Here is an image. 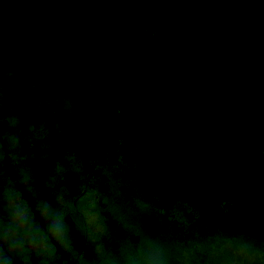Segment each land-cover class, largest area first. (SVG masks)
Masks as SVG:
<instances>
[{"label":"flooded vegetation","instance_id":"1","mask_svg":"<svg viewBox=\"0 0 264 264\" xmlns=\"http://www.w3.org/2000/svg\"><path fill=\"white\" fill-rule=\"evenodd\" d=\"M170 1L173 5L147 0L149 4L140 8L141 15L157 8L173 18L164 25L166 34L156 33L148 66L140 68L137 80L119 83L118 89L109 79L106 106H91L85 115H77L71 133L61 132L58 140L44 137L54 151L65 143L79 146L78 152H57L59 162L49 169L56 177L40 184L54 198L65 200L70 244H56L44 256L32 252L27 264H101L107 249L115 253L108 264H127L146 237L163 250L158 218L150 208L177 199L198 214L189 239L203 240V235L221 244L220 218L213 227L198 205L204 204L210 213L226 212L213 202V189L230 194L229 214L242 206L234 236L248 246L255 244L238 235L247 229L255 234L250 222L258 224L263 211L260 205L252 209L238 191L246 187L251 199L264 195L259 180L264 149V0ZM94 34L106 44L96 30ZM91 195L97 198L94 211L106 229L123 237L122 246L110 242L106 232L101 250H91L85 211ZM188 218L195 219L192 214ZM131 226L133 230L126 229Z\"/></svg>","mask_w":264,"mask_h":264},{"label":"rangeland","instance_id":"2","mask_svg":"<svg viewBox=\"0 0 264 264\" xmlns=\"http://www.w3.org/2000/svg\"><path fill=\"white\" fill-rule=\"evenodd\" d=\"M166 2L173 5L170 0ZM148 4L147 0H74V17L96 30L106 43L90 65L97 70H103L118 89L119 83L137 80L140 68L148 66L153 52L150 46L156 33L161 31L166 34L168 28L165 31L164 25L168 26L172 21V14H162L157 8H153L150 15H141L140 8ZM59 5L60 0H0L4 22L9 25L15 19L22 21L24 41L29 45L30 56L43 59L40 65L33 66L29 77H18L5 62L4 55L9 43L6 34L0 33V103H15L10 105L17 108L21 115L20 124L0 121V181L7 175L6 171L10 174L15 170L17 176L11 181H16V186L21 187L18 182L19 174L30 172L33 188L51 202L56 198L42 190L40 184L56 177L55 172L49 169L57 166L59 162L57 152H78L79 146L65 143L57 145L54 151L50 143L43 140L23 146L22 132L26 128L45 124L44 115H60L65 110L72 113L71 106L75 97H72L70 85L65 84V72L83 60L86 48L82 37L75 36L71 45L68 44L66 33L55 28V22L62 18L57 9ZM177 9L181 11L179 4ZM161 17L166 20L159 22ZM36 79L45 81V84H36ZM75 84L78 87L85 86V82L78 77ZM124 100L125 96H121V101ZM33 103L42 106H31ZM97 130L100 131L101 127ZM6 134L15 142V162L7 155L10 149ZM88 135L89 133L86 134L85 140ZM260 166L263 170L259 172V180L264 182V149L260 153ZM67 172L62 171L63 174ZM238 193L241 200L252 205V209L258 208L259 205L254 199L249 198L246 187ZM210 194L220 210L227 213L233 211L229 193L219 194L213 189ZM61 200L65 202L63 198ZM89 201L85 207L88 212V244L94 246L91 250L100 251L106 227L94 211L97 205L96 196L91 195ZM139 206L143 212H148L142 204ZM150 210L158 218L156 225L164 239L165 245L161 252L171 255L179 264H264V243L248 246L237 237L228 238L223 235L221 244L214 243L216 238L203 235V240L198 241V237L189 239V230L197 221L198 214L181 199L168 200L160 206L151 207ZM189 214L195 219L190 220ZM103 254L105 259L115 255L111 249H107ZM13 264L25 263L15 258Z\"/></svg>","mask_w":264,"mask_h":264},{"label":"trees","instance_id":"3","mask_svg":"<svg viewBox=\"0 0 264 264\" xmlns=\"http://www.w3.org/2000/svg\"><path fill=\"white\" fill-rule=\"evenodd\" d=\"M24 2L25 0H18ZM61 13L62 18L55 22V28L63 30L66 33L68 44H73L75 36L82 37L85 41V55L83 60L76 63L75 67L71 70H66L65 84L70 85V91L72 97H75L74 104L71 106L72 113L65 110L60 115H44L45 125L38 129H34L26 132H22V144L28 146L33 141H41L44 137L49 140L54 138L58 140L61 132L64 135L71 133L72 125L76 123L77 115H85L87 108L95 106L101 108L107 105V100L111 97V81L103 71L93 68L91 60L98 57L99 53L104 49V41L94 34V30L84 25L81 21L74 17V6L72 0H60V5L57 7ZM0 33H5L8 38L9 48L7 49L4 57L7 66L21 78H27L31 75L32 68L35 65H40L42 58L38 56H30L29 45L24 41V29L23 22L15 19L9 25L4 22V14L0 10ZM78 77L85 82V86L78 87L75 84V79ZM36 84H45L43 80H35ZM73 85V87H72ZM43 90L40 91L42 93ZM15 105V103L10 102ZM7 103H0V121L6 122V120L19 121L21 120L20 112L17 108ZM31 106H42L41 104L33 103ZM7 175L0 181L13 180L17 176V172L11 171L10 174L6 171ZM172 188V191H174ZM254 201L261 206L263 211L262 215L257 217V221L253 219L250 222V227L257 229L255 234H249L247 229L245 234L238 235L246 243H255L254 245H261L264 243V195L254 199ZM200 211L206 214V220L212 219L213 227H216V221L220 218V228L224 237L233 238L235 232L239 228L244 209L242 206L237 208L236 212L232 213H210L208 208L204 204H198ZM147 220L145 217H143ZM103 221V220H102ZM129 221V220H127ZM104 222V221H103ZM107 234L105 237L112 243H116L122 246V239L114 234L111 229L107 226ZM133 230L131 228H126ZM114 231V230H113ZM158 231V229H157ZM116 232V231H114ZM159 232V231H158ZM113 236V238L111 237ZM125 248V246H124ZM30 254L25 258L24 256L17 257L20 260H27ZM100 257V256H99ZM163 264H173L172 259L176 261L171 255H162ZM108 259H105V255L102 254L100 257L101 264H108Z\"/></svg>","mask_w":264,"mask_h":264},{"label":"clouds","instance_id":"4","mask_svg":"<svg viewBox=\"0 0 264 264\" xmlns=\"http://www.w3.org/2000/svg\"><path fill=\"white\" fill-rule=\"evenodd\" d=\"M20 121L6 120V123L20 124ZM6 137L10 149L7 155L15 162V142L8 134ZM18 182L21 187L16 186V181L0 182V264H13L15 258H27L32 252L44 256L52 253L56 244L64 247L70 244V225L61 198L57 196L53 203L42 197L33 188L30 172H22ZM162 255L159 245L146 237L129 254L127 264H163Z\"/></svg>","mask_w":264,"mask_h":264}]
</instances>
